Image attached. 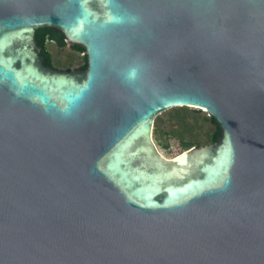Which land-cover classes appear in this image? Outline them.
I'll use <instances>...</instances> for the list:
<instances>
[{
    "label": "water",
    "instance_id": "95a60500",
    "mask_svg": "<svg viewBox=\"0 0 264 264\" xmlns=\"http://www.w3.org/2000/svg\"><path fill=\"white\" fill-rule=\"evenodd\" d=\"M178 107L217 139L166 159ZM0 264H264V0H0Z\"/></svg>",
    "mask_w": 264,
    "mask_h": 264
},
{
    "label": "trees",
    "instance_id": "16d2710c",
    "mask_svg": "<svg viewBox=\"0 0 264 264\" xmlns=\"http://www.w3.org/2000/svg\"><path fill=\"white\" fill-rule=\"evenodd\" d=\"M34 41L36 46L44 53L50 68L58 70L59 68L53 64L51 55L46 49L47 43H52L55 47L64 45L62 37L55 31L50 29H39L34 32ZM69 49L78 54H82L77 48L69 46ZM82 62L75 68L78 69L84 66ZM71 70L69 67L59 69V71ZM201 111H193L190 108L178 107L167 110L166 123H158L157 116L153 120L151 136L155 143L162 149L167 148V141L174 139L179 144L182 151L190 147H199L200 145H211L216 142L218 128L214 121L203 115L198 117ZM198 117V118H197ZM206 122L210 126V131L205 134L199 132L201 123ZM202 134V135H201Z\"/></svg>",
    "mask_w": 264,
    "mask_h": 264
},
{
    "label": "rangeland",
    "instance_id": "374dc122",
    "mask_svg": "<svg viewBox=\"0 0 264 264\" xmlns=\"http://www.w3.org/2000/svg\"><path fill=\"white\" fill-rule=\"evenodd\" d=\"M46 49L48 50L49 54L51 55L53 64L58 67L59 69H63L65 67H69L71 70H75V68L82 62L81 55L78 53H74L69 49V46H66L65 44L61 47H55L52 43L46 44ZM58 69V70H59ZM193 111H197L196 109H191ZM205 115V113L201 112L199 114V118ZM167 110L162 112L161 114L157 115V118L159 119L158 123H166L167 119ZM197 117V118H198ZM201 129L199 130L200 133L205 134L207 131H210V126L204 122L200 125ZM201 134V135H202ZM152 141L159 152L161 156H163L166 159H170L177 154L182 152V149L180 148L179 144L174 139H169L167 141V148L162 149L160 148L155 141L152 138ZM207 145V144H206ZM205 146V145H200ZM195 147V146H194Z\"/></svg>",
    "mask_w": 264,
    "mask_h": 264
}]
</instances>
